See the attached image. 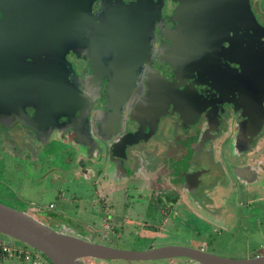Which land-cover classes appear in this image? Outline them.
<instances>
[{"label":"flooded vegetation","instance_id":"1","mask_svg":"<svg viewBox=\"0 0 264 264\" xmlns=\"http://www.w3.org/2000/svg\"><path fill=\"white\" fill-rule=\"evenodd\" d=\"M123 1L128 5L135 0ZM245 1L264 30V0ZM156 2L150 0L146 11L140 4V16L122 18L129 21L120 27L125 30L122 37L130 39L123 41L134 63L129 76L117 73L121 65L108 40L93 43L81 55L66 53L58 71L66 72L61 83L77 87L84 96L80 110L41 124L39 133L19 120L9 128L0 124V160L5 162L3 155L22 160L21 153L28 154L29 167L27 161L24 167L30 169L32 161L41 164L37 156L49 145L54 152L59 146L69 152L73 179L82 178L94 187L98 208L91 203L80 211L83 220L68 213L72 207L52 215V202L43 212L34 206L25 209L48 225V220L62 217L65 221L58 228L66 233L105 244L130 242L123 234L134 233L132 239L139 236L226 257L259 254L240 250L250 245L253 227L264 226V71H256L253 42L222 26L215 34L202 28L207 40L176 49L178 22L170 17L177 3L163 0L160 8ZM102 3H92L93 13H99ZM97 27H90L87 37H112L99 34ZM144 27L149 32L143 34ZM51 28L56 32L36 37L69 36L68 26ZM192 32L189 28L186 42ZM181 53L184 58L176 63ZM55 61L52 72L57 75L58 56ZM178 68L183 71L178 73ZM27 113L32 116L34 111L27 108ZM55 141L60 145H53ZM25 170L29 177L31 171ZM5 203L21 209L16 201ZM193 218L199 227L191 224ZM242 235L245 240L237 245L235 239ZM0 251L10 263L17 257L20 264H43L13 241L0 240ZM179 259L125 263L187 264Z\"/></svg>","mask_w":264,"mask_h":264},{"label":"water","instance_id":"2","mask_svg":"<svg viewBox=\"0 0 264 264\" xmlns=\"http://www.w3.org/2000/svg\"><path fill=\"white\" fill-rule=\"evenodd\" d=\"M94 1L0 0V124L9 128L19 120L39 133L41 124L53 123L61 114H73L74 109L80 110L78 103L84 96L77 87L61 83L66 80V72L58 71L59 61L66 53L81 55L84 49L91 50L93 43L103 44L108 40L112 51H117L121 65L117 73H125L121 77L129 76V66L134 63L128 59L132 54L123 41L130 39L122 37L125 30L120 29L123 23L129 21L122 18L140 16L142 11H137L141 8L140 4H144L146 11L150 8L147 7L150 0H135L128 5L123 0H103L99 13L92 11ZM172 1L177 3L170 17L178 22L176 49H185L187 43L195 40H207L201 33L202 28L215 34L218 27H230L240 39L253 42L251 48L254 49L256 71H264V30L254 20L245 0ZM156 4L162 8L163 0H157ZM60 24L69 27V31L65 30L69 36L63 39L36 37L37 33L44 37L46 33L56 32L51 30V26L55 28ZM95 26H98L96 30L99 29V34L108 32L113 34L112 37H87L90 27ZM144 28L143 34L149 32L147 27ZM189 28L193 29L192 34L199 35L188 37L186 42ZM136 48L144 49V46L137 45ZM56 56L58 79L52 72ZM183 58L182 53L177 54L176 63ZM51 60H54L53 63ZM182 71L178 68V73ZM49 74L55 77L49 78ZM27 108L33 109L32 116L28 115ZM0 234L19 241L43 264H87L85 260L131 261L161 257L180 258L179 261L187 264H264V251L249 257L233 258L174 244L149 242L139 247L134 243L127 246L90 241L52 228L27 210L1 201Z\"/></svg>","mask_w":264,"mask_h":264},{"label":"rangeland","instance_id":"3","mask_svg":"<svg viewBox=\"0 0 264 264\" xmlns=\"http://www.w3.org/2000/svg\"><path fill=\"white\" fill-rule=\"evenodd\" d=\"M53 145H60L58 141L52 143ZM49 148L46 151H42L38 154V160L36 161L40 165L31 162L32 168L24 167L25 161L29 167L28 161L29 155L21 153L22 160L16 158H8L7 155H3L0 160V201L3 203H10L12 200L18 202L22 210L33 208H39L42 212L47 208L49 203H53L55 207L52 209L53 214L58 213L62 208L72 207L69 209V214L74 218L79 215L80 211L88 209L94 204V208L99 206V197L95 195L94 187L88 182H85L82 178H75L71 174V165L69 164L68 155L69 152L64 147H57L56 152ZM60 151V152H58ZM34 160V158H32ZM37 166L38 168H33ZM28 171H31L30 176L27 177ZM28 181V182H27ZM102 182V181H101ZM14 192V193H13ZM70 199V204H69ZM11 200V201H9ZM92 203V204H91ZM7 204V203H6ZM46 213V212H45ZM45 213H38V215L44 217ZM82 219L78 216V220ZM89 218L87 217V220ZM83 220V219H82ZM65 220L60 217L48 220L49 226L55 229L62 230L61 225ZM191 224L194 226H200V222L195 218L191 219ZM58 225V226H57ZM251 225H254L251 223ZM255 228L252 239L249 240L250 245L248 248L240 249L241 251L250 250L254 254L261 253L264 246V226L262 228ZM82 235L86 236L88 231H81ZM131 234V233H129ZM136 234L132 233V236H126L125 239H130V242L117 243L115 245H127L131 246V243L139 245V247L151 242L149 239H142L136 236V239H132ZM191 237V235H189ZM245 235H242L238 240L235 239V243L239 245L245 240ZM132 239V240H131ZM1 241H13L21 244L19 241L11 239L5 235L0 234ZM155 243L154 241H152ZM90 261V260H88ZM93 261V260H91ZM20 259L15 257V261L10 264H20ZM94 264H128L121 261H96ZM8 264L9 261L5 257L0 256V264ZM148 264H165V262H154L151 260Z\"/></svg>","mask_w":264,"mask_h":264},{"label":"built area","instance_id":"4","mask_svg":"<svg viewBox=\"0 0 264 264\" xmlns=\"http://www.w3.org/2000/svg\"><path fill=\"white\" fill-rule=\"evenodd\" d=\"M3 250H5V251H6V250H8V251H9L10 249H9V248H7V247H4V246H3ZM32 253H33V252H32ZM28 257H29V256H28V255H26V258H28Z\"/></svg>","mask_w":264,"mask_h":264},{"label":"crops","instance_id":"5","mask_svg":"<svg viewBox=\"0 0 264 264\" xmlns=\"http://www.w3.org/2000/svg\"><path fill=\"white\" fill-rule=\"evenodd\" d=\"M7 261H9V263H8V264H10V260H9V259H7Z\"/></svg>","mask_w":264,"mask_h":264},{"label":"trees","instance_id":"6","mask_svg":"<svg viewBox=\"0 0 264 264\" xmlns=\"http://www.w3.org/2000/svg\"><path fill=\"white\" fill-rule=\"evenodd\" d=\"M17 244H18V243H17ZM19 246H22V245L19 244ZM23 247H24V246H23ZM0 253H1V251H0Z\"/></svg>","mask_w":264,"mask_h":264}]
</instances>
